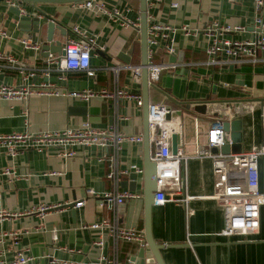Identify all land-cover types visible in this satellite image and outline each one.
I'll list each match as a JSON object with an SVG mask.
<instances>
[{
	"label": "crops",
	"instance_id": "obj_1",
	"mask_svg": "<svg viewBox=\"0 0 264 264\" xmlns=\"http://www.w3.org/2000/svg\"><path fill=\"white\" fill-rule=\"evenodd\" d=\"M109 10L119 15L108 17L78 8L75 4L32 3L21 7L16 2L5 3V12L12 4L26 17L48 15L63 29L61 37L55 30L53 40L61 41L63 49L72 37L71 29L79 27L95 39L90 66L93 77L84 73L69 72L65 80L57 79L51 72L54 91L79 92L82 90L108 91L116 88L142 95L141 78L135 79L130 71L112 67L136 66L141 63L140 52V0H99ZM147 3V15L167 24L178 32L174 36V54L164 49H154V64L171 63L174 70L160 74L156 89L149 87L150 104H165L170 117L165 126L178 135V152L186 157L180 166L185 189L180 193H168L177 199L188 198L186 203L167 202L152 205L150 233L156 245L161 246L158 257L161 264H264V206L260 209L258 230L248 236L222 237L226 212L217 207L214 189L216 175L210 159L195 155L206 143L211 124L223 117L225 120L242 121V154L254 151L261 145L260 107L264 104V58L258 54V62L238 65L233 71L224 67L206 66V49L209 37L205 29L213 23L221 26H242V32L225 35L231 41H247L257 34H264L254 20L252 0H151ZM177 5L173 7V5ZM257 17L264 24V0ZM17 18L9 15L0 22V53L11 56L25 66L34 76L24 79L18 71L0 63V85L20 87L45 81L44 71L53 66L46 62L41 50L46 27L41 28L36 44L39 49H25L23 40H31L15 25ZM187 27V34L180 31ZM123 53L129 61L118 59ZM50 56V55H49ZM56 59L62 56L51 55ZM110 60V61H108ZM28 72V71H27ZM239 77V79H237ZM49 78V79H50ZM209 101L205 114L195 113L193 102ZM143 102V100H142ZM182 112L181 117L177 116ZM143 105L134 101L94 97L88 102L65 96H32L27 101L0 100V135L14 132L31 135L42 132L62 131L89 122L96 129L116 128L124 135H142L144 129ZM227 117V118H225ZM170 139V138H169ZM231 145V144H228ZM154 144L150 143V154ZM76 156L63 160L55 148L38 153L29 149L19 152L14 159L0 153V262L14 261L16 252L24 251L29 260L25 264H85L95 262L101 256L126 264L137 258L141 246L137 241L120 242L114 251L109 238H104L102 248L95 245L99 231L86 227L115 215L122 227L143 232L145 239V202L143 197V170L145 148L141 143H124L119 153V168L127 171L121 175L119 190H127L121 184L130 183L129 175L137 174L135 191L139 198L126 200L122 205H110L87 195L92 191L101 195L112 189L106 178V161L102 151L95 147H75ZM14 171L17 178L2 172ZM138 171H141L139 173ZM131 192V191H130ZM84 200L80 208L73 206L48 208L41 206L71 205ZM17 234L14 243L10 234ZM189 237V238H188ZM187 238L190 245L187 244ZM150 251L144 253L150 259Z\"/></svg>",
	"mask_w": 264,
	"mask_h": 264
},
{
	"label": "built area",
	"instance_id": "obj_2",
	"mask_svg": "<svg viewBox=\"0 0 264 264\" xmlns=\"http://www.w3.org/2000/svg\"><path fill=\"white\" fill-rule=\"evenodd\" d=\"M254 7V20L257 27L264 28L257 17L263 0H252ZM147 3L153 5L151 0ZM78 8L91 11L94 15H106L113 17L119 15L116 10H109L99 0H84L75 4ZM177 5H173L176 7ZM242 26H221L213 25L205 29L209 37L206 49V66L224 67L238 66L246 61L251 63L258 62V54L264 58V34H257L247 41H231L225 38V35L233 32H242ZM181 32L187 34L189 29L183 27ZM177 29L157 21L153 16L147 15V71L148 83L155 86L163 71L174 70L177 65L174 63L154 64L151 61L154 49H164L168 55L174 54L173 44ZM72 37L68 39L64 47V55L60 59L49 56L46 59L52 69L44 71L46 81L39 84H28L20 87L0 85V100L5 101H27L32 96H65L75 98L83 102H88L94 97L113 100L115 103L125 99L134 101L137 107H142L143 102L140 95L132 94L121 89L108 91H90L82 90L79 92H58L51 88V82L48 79L53 75H58L57 79L65 80V74L69 72L84 73L87 77L94 76V70L90 66L91 52L95 47V39L79 27L71 29ZM22 45L25 49H39V45L29 40H23ZM0 63H4L10 69L18 71L27 80L34 76L23 64L11 56H5L0 53ZM2 65L0 64V68ZM141 66L122 65L112 67L111 70L117 74L120 70L130 71L135 79L141 78ZM28 71V72H27ZM170 113L165 104H150L148 106L149 139L154 144V149L150 154V160L156 165V191L153 194V202L161 206L167 202L174 204L186 203L188 198L177 199L170 196L180 193L185 189L183 177L180 172L181 164L185 162L186 157L177 151L172 155L170 149V135L172 130L165 126L166 116ZM227 118V117H225ZM223 117L215 120L206 134V143L202 149L196 153L199 159H210L213 172L216 175L214 189L217 190L215 203L217 207L226 212L224 228L220 235L222 237L248 236L254 234L259 228L260 209L264 206V104L260 107L261 124V145L254 151L242 154L223 155L221 153H212V148L220 149L225 144H231L229 135L223 130ZM228 120V119H227ZM143 136L124 135L116 128L96 129L89 122H84L80 126L71 129L54 132H42L34 135L28 133H11L0 135V153L14 159L21 151L29 149L38 153L46 149L55 148L57 156L63 160H70L76 156L75 147L87 148L95 146L102 151L101 160L106 161V178L112 182V189L101 195L92 191H87L89 197L99 201H106L114 206H119L126 200L139 198L141 195L127 190H119V180L121 175L127 174V171L119 168V153L124 143H141ZM141 173V171H138ZM3 174L17 178L14 171L5 169ZM84 205V200L78 201L73 208H80ZM60 208L61 205L53 207L41 206L36 210L44 212L48 208ZM90 230L99 231L100 239L95 243L102 248L104 238L111 240L114 251L120 242L137 241L141 246L146 247V242L142 231L133 228L122 227L115 215L112 219H102L86 227ZM14 243L18 240L17 234H10ZM189 238V237H188ZM187 238V244L190 242ZM29 258L24 251L16 252L15 259L9 264H25ZM1 264V262H0ZM85 264H117L116 254L114 259L101 256L95 262ZM126 264H133L127 261Z\"/></svg>",
	"mask_w": 264,
	"mask_h": 264
},
{
	"label": "water",
	"instance_id": "obj_3",
	"mask_svg": "<svg viewBox=\"0 0 264 264\" xmlns=\"http://www.w3.org/2000/svg\"><path fill=\"white\" fill-rule=\"evenodd\" d=\"M84 0H0V8L7 2H16L19 7L23 4L31 5L32 3H53V4H77ZM140 52H141V81H142V95H143V116H144V129H143V145L145 148V155H144V170H143V197L145 202V242L147 245V249H140L137 258L133 260L134 264H161L160 259L158 257V251L160 250L161 246L156 245L152 239L150 233V210L153 202V194L156 191V165L151 162L150 160V139H149V123H148V91L149 87L155 88L156 86H150L148 83V71H147V36H146V29H147V0H140ZM9 15H13L17 18L15 25L17 28L21 30V32H25L30 35L31 40L33 42L37 41V37L40 36L41 28L46 27V33L44 41L42 42L41 50L45 52V58H48L49 55H57L63 56V44L61 41L53 40V33L55 30L60 31L61 37L66 36V29H63L59 24H57L51 17L48 15H43V19L40 20V17H26L21 13V9L15 7L13 4L11 6H7L5 12L0 11V22L6 21ZM118 59L122 60L125 64H129L128 58L123 54L120 53L118 55ZM110 61V60H108ZM229 71H233L236 66H226ZM239 79V77H237ZM46 81V80H45ZM50 82H56V78L48 79ZM211 104L209 101L203 102H193L189 103L185 106L186 110H191L193 107V111L195 113L205 114L207 111V105ZM177 116L181 117L182 112L178 111L176 113ZM170 115L166 116V119H169ZM223 130L229 135V139L231 145L225 144L220 149L212 148V153H221L223 155L229 154H236L240 153L241 142H242V121L241 119L235 120H225L222 123ZM170 149L172 155L177 154L178 150V135L173 133L170 135ZM130 183L123 182L121 186L123 188H127L129 191H135V182L137 180V174H130L129 175ZM110 204V203H109ZM112 205V204H110ZM71 205H65L62 207H69ZM146 251H150L152 257L150 259L144 258V253Z\"/></svg>",
	"mask_w": 264,
	"mask_h": 264
}]
</instances>
